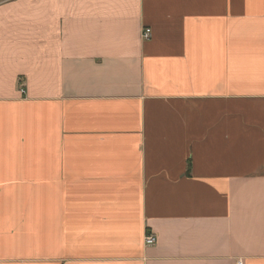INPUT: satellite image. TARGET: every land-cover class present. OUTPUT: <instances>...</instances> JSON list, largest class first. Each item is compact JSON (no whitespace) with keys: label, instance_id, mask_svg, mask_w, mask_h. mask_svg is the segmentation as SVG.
Returning a JSON list of instances; mask_svg holds the SVG:
<instances>
[{"label":"crops","instance_id":"1","mask_svg":"<svg viewBox=\"0 0 264 264\" xmlns=\"http://www.w3.org/2000/svg\"><path fill=\"white\" fill-rule=\"evenodd\" d=\"M0 264H264V0H0Z\"/></svg>","mask_w":264,"mask_h":264},{"label":"built area","instance_id":"2","mask_svg":"<svg viewBox=\"0 0 264 264\" xmlns=\"http://www.w3.org/2000/svg\"><path fill=\"white\" fill-rule=\"evenodd\" d=\"M151 34H152V30L147 28V29L143 30L142 36L144 39H150ZM21 93L25 94L24 88H21ZM156 242H157L156 236L151 234V233L150 234L147 233V235L145 237V244L147 246H153L156 244Z\"/></svg>","mask_w":264,"mask_h":264}]
</instances>
